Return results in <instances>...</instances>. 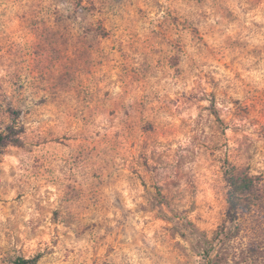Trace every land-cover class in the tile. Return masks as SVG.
I'll list each match as a JSON object with an SVG mask.
<instances>
[{"label": "clouds", "instance_id": "clouds-1", "mask_svg": "<svg viewBox=\"0 0 264 264\" xmlns=\"http://www.w3.org/2000/svg\"><path fill=\"white\" fill-rule=\"evenodd\" d=\"M0 264H264V0H0Z\"/></svg>", "mask_w": 264, "mask_h": 264}]
</instances>
